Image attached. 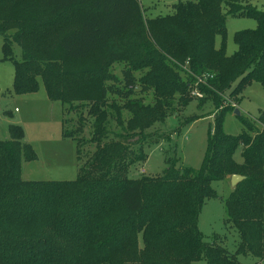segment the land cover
<instances>
[{
    "label": "trees",
    "instance_id": "1",
    "mask_svg": "<svg viewBox=\"0 0 264 264\" xmlns=\"http://www.w3.org/2000/svg\"><path fill=\"white\" fill-rule=\"evenodd\" d=\"M10 1V13L17 8L22 20L37 19L42 12L56 17L66 10L82 9L73 28L62 20L44 26L43 31L58 36L54 52L46 48L43 33L36 31L18 42L22 52L19 61L10 37L0 32L1 60L15 66L17 93L37 90L41 79L52 101L62 105L89 102L85 119L93 118L94 122L86 125L83 115L75 122L62 121L63 139L73 141L77 148L79 170L73 181L24 180L21 163L37 156L24 141L22 128L9 125L10 140H0V233L9 245L7 250H0V264H193L201 260L239 264V255L254 256L260 264L264 254V110L257 122L241 114L244 130L234 136L226 134L222 126L228 110L234 113L236 109L224 108L215 117L199 169L177 167L179 159L167 157L168 167L161 176L131 178L130 168L146 160L142 146L139 154L133 150L141 143L134 139L150 126L151 112L165 116V104L146 108L128 105L132 117L126 127L114 107L115 120L122 127L111 138L108 123L112 114L105 107L108 99L129 102L152 91V84L143 83L128 67L120 82L104 84V72L99 76L101 84L93 86L94 76L71 77L56 57L60 54L71 61L96 58L98 62L109 61L106 66L124 60L125 51L117 43L130 39L140 11L139 0ZM229 17L257 21L256 29L235 33L237 50L230 56L226 52ZM172 18L178 21V36L169 40L165 59L181 102L196 99L201 108L214 100L221 108L224 97L239 96L250 83L264 86V12L252 3L179 1ZM140 35L147 40L152 36L145 27ZM142 42L141 50H147L151 58L158 53L151 43ZM174 47L182 49L179 56ZM186 62L193 75L209 74L213 78L194 86L195 78L181 68ZM193 90L202 97L193 96ZM235 100L238 103V97ZM223 111L226 113L221 114ZM90 128L88 139L86 130ZM90 143L96 149L89 154L86 147ZM233 175L245 177L225 199V224L239 236L234 254L217 242H206L198 229L206 199L217 196L212 183L230 180Z\"/></svg>",
    "mask_w": 264,
    "mask_h": 264
},
{
    "label": "rangeland",
    "instance_id": "2",
    "mask_svg": "<svg viewBox=\"0 0 264 264\" xmlns=\"http://www.w3.org/2000/svg\"><path fill=\"white\" fill-rule=\"evenodd\" d=\"M179 1L186 2L187 0H139L140 11L130 31V39L117 43L125 51V59L122 61L106 66L105 62L109 61L100 60V62H104L100 63L96 58L88 61H71L60 54L56 57L59 58L58 64L65 66V70L71 77L76 74L85 76L87 73L94 76L93 86L101 84L99 76L104 72L102 80L104 84L120 82L123 70L128 67L134 69V74L143 83L152 84V91L144 95H137L129 102L114 97L108 99L105 107L107 112L112 114L108 123L110 131L113 132L110 135L111 138L115 136L114 133H120L122 127L115 120L116 110H119L121 123L126 127L128 120L132 117V112L127 108L128 105L146 108L155 107L158 103L165 104V116L155 114L154 111L151 112L150 124H148L150 126L142 131V136L134 139L141 143L135 148L133 147V150L139 154V152L141 153L139 148L142 146L143 152L146 154L145 161H139L130 168V177L134 179L142 176H161L168 167L167 157L170 160L179 159L177 167L199 169L204 159L209 134L215 128V117L220 115L224 109L218 108L214 100L206 102L199 108L196 99L191 103H184L178 99L177 90L179 88L176 87L172 79L166 56L170 47L169 40L178 36V21L172 18V14L175 4ZM241 1L250 2L259 11L264 12V0ZM11 2L10 0H0V32L4 33L8 39L10 37L15 59L19 61L22 52L18 45L26 36L29 38L36 31L42 32L46 48L54 52L58 36L49 34L46 30L43 31L44 26L50 22L54 25L60 24L61 22L58 21L62 20L66 25L73 28L77 25V20L82 12V9L76 8L63 11L56 17H50L47 13L43 14L42 12L37 19L22 20L23 17H19L17 8L14 7V14L10 13ZM224 11L226 12L225 9ZM142 27L147 28V31L152 34L148 40L140 35ZM226 28V52L230 56L237 50L234 42L235 33L241 30L256 29L257 21L251 18L229 17ZM180 36H183L182 33ZM142 40L145 43H151V48L158 50V55L155 54L151 58L146 53L147 50L143 52L141 50ZM29 41L34 46V42L31 39ZM2 44L3 37L0 35V140H10L9 125L17 124L22 128L24 141L32 146L37 156L34 160L21 163L24 180H75L79 170L77 148L73 141L63 139L62 121L66 118L75 122L81 115L85 119L90 103L75 101L62 105L61 102L52 101L49 99L41 79H39L40 87L37 90L17 93L14 89L15 66L11 61L3 62L1 60ZM219 45L220 38L217 37L215 47L218 48ZM174 49L176 50L174 53L179 56L182 49L177 47ZM104 68L105 70H102ZM236 97H238V103L235 100ZM230 101L233 103L230 107L238 109L244 117L252 122H257L260 111L264 110V86L258 82H252L242 90L239 96H233ZM114 107L117 109L115 110ZM64 108H68V111L64 112ZM228 111V113L225 111L221 113H226L223 119V131L226 134L236 136L244 130V126L238 116L232 111ZM193 118L199 119L185 124ZM85 120L88 126L94 122L93 118H86ZM140 131L138 130L137 133L139 134ZM91 132V128L86 130L88 139H90ZM95 147L94 143H90L86 150L90 154L95 151ZM237 159L240 160L238 154ZM212 187L217 196L206 199L199 215L198 229L206 242H217L234 254L239 236L234 228L225 224V199L232 190L230 180L213 182ZM8 247L9 245L4 242L0 233V250H7ZM238 261L239 264H259V260L251 255H239ZM193 264L207 263L201 260ZM260 264H264V254Z\"/></svg>",
    "mask_w": 264,
    "mask_h": 264
},
{
    "label": "built area",
    "instance_id": "3",
    "mask_svg": "<svg viewBox=\"0 0 264 264\" xmlns=\"http://www.w3.org/2000/svg\"><path fill=\"white\" fill-rule=\"evenodd\" d=\"M181 68L184 70L185 73H187V74H189L195 78L196 82H195L194 86H196V87L199 84H206L209 79L213 78V75H209V74H204L202 76L193 75L189 69V63L188 62H186L185 65L181 66ZM191 94L193 96H197L200 98L202 97V94L200 92H198L197 90H193V92ZM223 100H224V102H223V105L221 106V109L232 106L233 103L230 101V99L228 97H224ZM233 106H236V105H233Z\"/></svg>",
    "mask_w": 264,
    "mask_h": 264
},
{
    "label": "water",
    "instance_id": "4",
    "mask_svg": "<svg viewBox=\"0 0 264 264\" xmlns=\"http://www.w3.org/2000/svg\"><path fill=\"white\" fill-rule=\"evenodd\" d=\"M234 114L236 116H241V112L236 109ZM245 179V177L243 176H240V175H233L231 178H230V183H231V187L232 188H235L240 182H242L243 180Z\"/></svg>",
    "mask_w": 264,
    "mask_h": 264
}]
</instances>
